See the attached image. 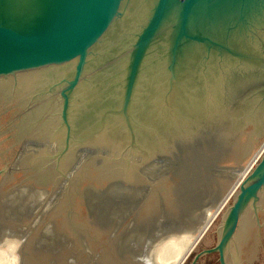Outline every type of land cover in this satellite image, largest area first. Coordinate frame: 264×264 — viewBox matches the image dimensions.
Returning <instances> with one entry per match:
<instances>
[{"label":"water","instance_id":"water-1","mask_svg":"<svg viewBox=\"0 0 264 264\" xmlns=\"http://www.w3.org/2000/svg\"><path fill=\"white\" fill-rule=\"evenodd\" d=\"M0 104V264H174L264 140V0H0ZM236 187L183 264H264V148Z\"/></svg>","mask_w":264,"mask_h":264},{"label":"flooded vegetation","instance_id":"flooded-vegetation-1","mask_svg":"<svg viewBox=\"0 0 264 264\" xmlns=\"http://www.w3.org/2000/svg\"><path fill=\"white\" fill-rule=\"evenodd\" d=\"M6 104V100L5 101H3V103H2V105H5ZM1 105V104H0ZM10 106H12L13 108H18V109H20L21 110V106L19 105V103H18V101H11V105ZM22 111V110H21ZM22 114V113H21ZM18 115L17 116V118L16 119H19L20 117H22V115ZM24 128V129H23ZM30 128V130H31V127H29ZM18 131L19 132H17V133H15L14 134V138H16V140H17V143L15 144V147H18L19 145H20V143H18L19 141H21V139H22V141H27V140H31V139H28L29 138V131H28V129L26 128V127H21V126H18ZM21 131V132H20ZM33 143H36V145H38V147H40V148H43V150H42V153L40 154V157L39 158H37V159H34V160H32L31 162H37V161H40V163L42 164V166L43 165H46L47 163L48 164H50L51 162H52V160L51 159H49V158H47L48 157V155H50V153H49V147L50 148H52V149H57V147L59 146L57 143H55L51 138H49L48 137V134H46V136L44 137V141H42V143H38V142H36L35 140H34V138H33ZM32 143V144H33ZM35 147V146H34ZM39 153V152H38ZM28 156H24L23 158H21L20 160H18L17 161V164H18V167H20V166H22V165H24V164H26V161L28 160ZM22 159H24L23 161H21ZM65 163H66V166H65V168L67 167V165H68V163H69V161H64V162H61V165H62V167L65 165ZM70 165V164H69ZM68 165V166H69ZM27 171L28 170H30V169H26ZM39 181H41V178H39ZM73 181H74V177H73ZM168 182L169 183V185H171V171H170V173H169V176H168V178L164 181V182H162V183H160V182H156L155 183V185L154 186H151V188H149L150 190H154L155 188H157V187H159L160 185H163L165 182ZM34 182H35V180H34ZM138 184H145V180L143 179V181H140ZM34 185L36 186V187H33V188H37V189H43V188H46V186H44L45 184H44V182H43V178H42V181H41V183L40 184H38L37 182H35L34 183ZM29 189V188H28ZM149 192V191H148ZM34 193H42V192H38L37 190L36 191H34V192H30V193H28L27 194V197H26V199H24V200H20L21 202L22 201H24V202H27V199L28 198H30V199H32V200H34V198H31V194H34ZM170 193H171V191H170ZM42 194H44V193H42ZM71 195L73 196V193H71ZM63 197V199H66V198H64V196H60V198H62ZM143 201L145 200V198H143L142 199ZM36 201V200H35ZM34 201V202H35ZM39 201H41V200H39ZM140 201V200H139ZM144 203H146V201H144ZM44 204H45V202H44ZM41 205V204H40ZM140 205V204H139ZM42 208V207H41ZM43 209V208H42ZM44 210H45V208L43 209V212H44ZM36 211H38V207H37V210ZM42 211V210H41ZM136 211H138V212H140L139 211V206H138V208H137V210ZM36 213V212H35ZM35 215H37V214H31L30 213V215H28V216H26L25 217V219L24 220H31V222L32 223H34V222H36L37 220V222H38V225H37V227H36V230H31L30 229V231H31V233L32 234H35V232L37 231V232H39V233H41V232H43V230L44 229H42V227L45 225V223H42L43 222V219H42V221H40V219H38V217L37 216H35ZM37 217V218H36ZM3 219V218H2ZM6 220H7V218H5ZM1 220V219H0ZM4 220V219H3ZM28 220V221H29ZM40 221V222H39ZM206 221V220H205ZM10 222V221H9ZM25 222V221H24ZM204 224V223H203ZM203 226V225H202ZM155 232H157V231H154V233L152 234V236L150 237V239L153 237V236H155L156 235V233ZM14 234H16L15 233V231L13 232ZM22 233V232H21ZM27 233H28V231H27ZM38 233V234H39ZM108 236V235H107ZM25 239H26V237H23V241H25ZM149 239V240H150ZM191 242V241H190ZM213 254H215V253H211V254H207V255H203V256H200L199 258H198V260H197V262L195 263V264H200V262H199V259L200 258H202V257H207V256H211V255H213ZM217 255V254H216ZM195 256V255H194ZM216 262L218 263V256H217V259H216ZM219 264V263H218Z\"/></svg>","mask_w":264,"mask_h":264},{"label":"rangeland","instance_id":"rangeland-1","mask_svg":"<svg viewBox=\"0 0 264 264\" xmlns=\"http://www.w3.org/2000/svg\"><path fill=\"white\" fill-rule=\"evenodd\" d=\"M263 144V145H262ZM263 148H264V140H263V142L260 144V146L258 147V149L255 151V153L252 155V157L250 158V160L247 162V164L245 165V167L242 169V171L243 170H245L250 164H251V162H253L257 157H258V155L260 154V152L263 150ZM258 151V152H257ZM255 162V161H254ZM241 171V172H242ZM240 172V173H241ZM240 173H239V175H240ZM237 176V178L234 180V182L232 183V185L229 187V189L226 191V193L224 194V196L221 198V200L219 201V202H221L228 194H229V192L230 191H232V189L233 188H235V186H236V184H237V181H239V177L240 176ZM233 185H234V187H233ZM237 188V187H236ZM229 200V198H227V200H225V203H223V207H224V205L226 204V202ZM222 207V208H223ZM221 208V209H222ZM221 211V210H220ZM219 211V212H220ZM218 214H216V216H217ZM216 216H215V218H216ZM214 218V219H215ZM213 222V221H212ZM205 223V222H204ZM211 225V224H210ZM202 228V226L200 227V229ZM199 229V230H200ZM199 237V236H198ZM195 239V238H194ZM194 239H192L191 240V242L187 245V247L185 248V250L182 252V254L179 256V258L177 259V261L174 263V264H183V262L186 260V258L188 257V255L191 253V251L193 250V248L196 246V244L198 243H194V242H196V240L198 239V238H196L195 240ZM201 239V238H200ZM199 239V240H200ZM195 244V245H194ZM186 253H188L187 255H186ZM181 263H180V262Z\"/></svg>","mask_w":264,"mask_h":264},{"label":"bare ground","instance_id":"bare-ground-1","mask_svg":"<svg viewBox=\"0 0 264 264\" xmlns=\"http://www.w3.org/2000/svg\"><path fill=\"white\" fill-rule=\"evenodd\" d=\"M263 145V144H262ZM258 152V151H257ZM256 160V159H255ZM254 160V161H255ZM254 161L253 162H251V164L245 169V170H243L241 173H240V179H239V181H237V184L240 182V180L242 179V177H244L248 172H249V170L251 169V167H252V165L254 164ZM236 184V185H237ZM233 187H234V185H233ZM236 187V186H235ZM235 188H233L232 189V191H230L229 192V194L221 201V202H218V204L216 205V207L213 209V211L211 212V214L208 216V218L206 219V221H205V223L203 224V226H202V228L200 229V230H198V232L195 234V236L192 238V239H196V237H198L199 236V233L201 234V233H203L205 230H207L208 229V227L210 226V224L212 223V221L214 220V218H215V216H216V214H218L219 213V211H220V209L222 208V206H223V203H225V200H227V198L231 195V193L233 192V190H234ZM230 198V197H229ZM194 239V240H195ZM188 253H186V255H187ZM180 262V261H179ZM182 262V261H181ZM180 262V263H181Z\"/></svg>","mask_w":264,"mask_h":264}]
</instances>
